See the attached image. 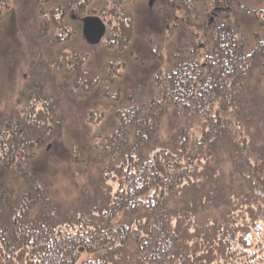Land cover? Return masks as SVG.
I'll return each instance as SVG.
<instances>
[{"label":"trees","instance_id":"trees-1","mask_svg":"<svg viewBox=\"0 0 264 264\" xmlns=\"http://www.w3.org/2000/svg\"><path fill=\"white\" fill-rule=\"evenodd\" d=\"M134 1L103 0V19L122 21L119 37L132 36L122 24L132 20L125 7ZM176 4L184 0H169L167 15ZM230 36L213 30L208 65L188 76L182 48L173 54L163 87L145 97L142 123L120 117L122 132L119 125L97 141L96 177L75 205L53 201L52 182L30 170L36 150L55 136L63 102L50 78L32 75L0 110V264H264V96L247 83L257 70L264 78V35L250 53L241 33ZM193 44L190 55L202 49ZM43 80L47 93L38 89ZM172 109L181 123L164 136L160 120ZM77 156L72 163L83 164Z\"/></svg>","mask_w":264,"mask_h":264},{"label":"rangeland","instance_id":"rangeland-1","mask_svg":"<svg viewBox=\"0 0 264 264\" xmlns=\"http://www.w3.org/2000/svg\"><path fill=\"white\" fill-rule=\"evenodd\" d=\"M149 1L126 5L132 20L122 25L132 29V36L115 43L112 31L122 21L103 19L100 8L109 9L103 0H0V110L15 102L26 84L32 85L35 74L50 78L54 86L49 90L63 98L61 110L54 112V138L42 144L29 163L33 173L52 182L53 201L76 204L87 180L96 177L91 159L97 141L102 142L119 125L122 132L125 123H142L145 97L163 87L167 70L175 64L174 53L182 48L181 69L188 76L192 66L208 65L204 54L211 48L208 40L213 30L230 31L231 38L241 33L246 53L258 46L255 37L263 35L264 0H226V9L224 0H184L181 9L177 4L173 12L170 9V16L166 9L169 0H152L151 7ZM217 4L221 11L213 14L211 5ZM86 16L100 17L106 23L105 38L96 47L89 46L81 34V20ZM206 33L207 40L203 39ZM192 43L202 49L190 55ZM60 53L72 58L63 61L58 58ZM61 63L65 72L57 68ZM48 65L54 67L53 72L48 71ZM77 71L80 81L71 89ZM251 78H247L251 91L264 96V78L259 71ZM40 83L38 89L47 93V88L42 90L45 80ZM37 87L35 83L33 88ZM120 117L125 123H120ZM180 123L173 109L168 110L160 120L162 134L172 133ZM75 154L85 162L74 165ZM83 255L88 258L90 254Z\"/></svg>","mask_w":264,"mask_h":264},{"label":"water","instance_id":"water-1","mask_svg":"<svg viewBox=\"0 0 264 264\" xmlns=\"http://www.w3.org/2000/svg\"><path fill=\"white\" fill-rule=\"evenodd\" d=\"M83 22V35L86 41L91 45L99 43L100 39L104 35V26L101 22L95 18H87Z\"/></svg>","mask_w":264,"mask_h":264},{"label":"flooded vegetation","instance_id":"flooded-vegetation-1","mask_svg":"<svg viewBox=\"0 0 264 264\" xmlns=\"http://www.w3.org/2000/svg\"><path fill=\"white\" fill-rule=\"evenodd\" d=\"M62 9H60V11H61ZM66 12V10L64 11V13ZM64 16H62V18H63ZM57 23H59V22H57Z\"/></svg>","mask_w":264,"mask_h":264}]
</instances>
